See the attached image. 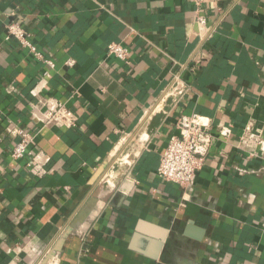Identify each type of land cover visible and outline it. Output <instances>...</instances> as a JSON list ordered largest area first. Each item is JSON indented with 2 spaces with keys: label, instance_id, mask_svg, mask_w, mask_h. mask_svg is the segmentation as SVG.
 I'll use <instances>...</instances> for the list:
<instances>
[{
  "label": "crops",
  "instance_id": "0c3cea01",
  "mask_svg": "<svg viewBox=\"0 0 264 264\" xmlns=\"http://www.w3.org/2000/svg\"><path fill=\"white\" fill-rule=\"evenodd\" d=\"M12 22L54 69L6 39ZM48 99L77 126L34 124ZM194 113L212 147L183 188L158 168ZM248 127L264 138V0H0V264H264V151L251 156ZM18 128L45 175L12 159Z\"/></svg>",
  "mask_w": 264,
  "mask_h": 264
},
{
  "label": "built area",
  "instance_id": "2783aa9c",
  "mask_svg": "<svg viewBox=\"0 0 264 264\" xmlns=\"http://www.w3.org/2000/svg\"><path fill=\"white\" fill-rule=\"evenodd\" d=\"M202 1L195 0L197 5H200ZM198 19V22L205 23L203 18ZM6 39L18 41L21 46L29 49L33 55L40 60L42 59L51 69L56 67V63L53 60L45 58L38 51L30 39L29 33L19 23L12 22L7 25ZM108 53L126 63L131 62L132 52L123 43H111L108 47ZM66 65L74 66L75 61L70 59L66 62ZM43 76L51 78L52 74L50 71H46ZM170 89H172V93L183 92V88H180L178 84H173ZM31 116L34 124L41 126L52 124L66 127L77 126L76 115L65 103L56 99H48L42 104H34L31 109ZM210 127L211 119L201 114H184L180 117L177 123L180 133L170 138L158 168V175L164 181L177 184L183 188H188L195 183L197 174L204 168L212 147L213 137ZM14 132L19 140L12 151V159L18 161L29 156L27 166L30 170L34 174L45 175L48 172L45 165L48 163L49 158L35 147V134L24 128H18ZM250 132V127L246 128L242 141L245 144L248 143V138H253L256 141L255 148H249L251 156L255 157L258 154L255 150L264 151V138H260V136ZM229 133L230 130L228 128L223 127L221 129L222 135L227 136ZM240 171L244 172L247 170L240 169Z\"/></svg>",
  "mask_w": 264,
  "mask_h": 264
},
{
  "label": "rangeland",
  "instance_id": "374dc122",
  "mask_svg": "<svg viewBox=\"0 0 264 264\" xmlns=\"http://www.w3.org/2000/svg\"><path fill=\"white\" fill-rule=\"evenodd\" d=\"M143 139H145L146 137L145 136H142ZM139 145H141V140H136L134 141V144H133V151L135 152L138 148H139ZM129 151L127 150V152L125 154H120L118 155V157L115 159L116 161V173H121L122 170L124 169V167L127 166V162L126 160L124 159L126 156V154L128 153ZM124 155V156H123ZM130 160V158H129ZM114 184H116L115 180L112 178V177H109L108 178V186H114Z\"/></svg>",
  "mask_w": 264,
  "mask_h": 264
},
{
  "label": "water",
  "instance_id": "95a60500",
  "mask_svg": "<svg viewBox=\"0 0 264 264\" xmlns=\"http://www.w3.org/2000/svg\"><path fill=\"white\" fill-rule=\"evenodd\" d=\"M135 136H136V133L135 134H132L131 139H133Z\"/></svg>",
  "mask_w": 264,
  "mask_h": 264
},
{
  "label": "bare ground",
  "instance_id": "6f19581e",
  "mask_svg": "<svg viewBox=\"0 0 264 264\" xmlns=\"http://www.w3.org/2000/svg\"><path fill=\"white\" fill-rule=\"evenodd\" d=\"M124 159H126L127 160V157H125ZM128 162V161H127Z\"/></svg>",
  "mask_w": 264,
  "mask_h": 264
}]
</instances>
